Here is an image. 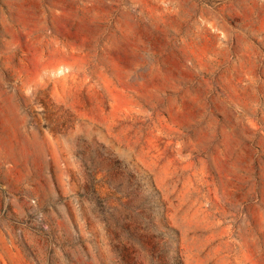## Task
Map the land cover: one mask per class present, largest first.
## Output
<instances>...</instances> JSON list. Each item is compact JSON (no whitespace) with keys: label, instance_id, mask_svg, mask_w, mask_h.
<instances>
[{"label":"rangeland","instance_id":"374dc122","mask_svg":"<svg viewBox=\"0 0 264 264\" xmlns=\"http://www.w3.org/2000/svg\"><path fill=\"white\" fill-rule=\"evenodd\" d=\"M0 264H264V0H0Z\"/></svg>","mask_w":264,"mask_h":264}]
</instances>
